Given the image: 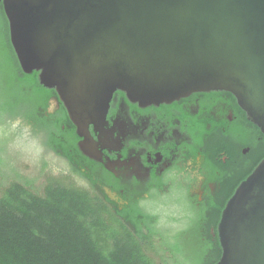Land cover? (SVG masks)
Here are the masks:
<instances>
[{
  "label": "water",
  "instance_id": "obj_1",
  "mask_svg": "<svg viewBox=\"0 0 264 264\" xmlns=\"http://www.w3.org/2000/svg\"><path fill=\"white\" fill-rule=\"evenodd\" d=\"M23 72L55 90L80 136L115 90L140 105L230 92L264 134V0H0ZM214 264H264V157L217 223Z\"/></svg>",
  "mask_w": 264,
  "mask_h": 264
},
{
  "label": "flooded vegetation",
  "instance_id": "obj_2",
  "mask_svg": "<svg viewBox=\"0 0 264 264\" xmlns=\"http://www.w3.org/2000/svg\"><path fill=\"white\" fill-rule=\"evenodd\" d=\"M52 90L35 112L42 122L33 120L59 143L51 147L75 177L71 186L89 192L97 215H114L132 231L135 224L144 234L155 230L142 241L155 264L174 261L165 242L186 228V219L176 220L181 216L203 215L213 233V216L221 215L264 151V134L224 90L150 105L115 90L104 121L89 124L88 136L78 134ZM27 186L33 191L32 182ZM211 257L205 253L203 261Z\"/></svg>",
  "mask_w": 264,
  "mask_h": 264
},
{
  "label": "trees",
  "instance_id": "obj_3",
  "mask_svg": "<svg viewBox=\"0 0 264 264\" xmlns=\"http://www.w3.org/2000/svg\"><path fill=\"white\" fill-rule=\"evenodd\" d=\"M52 93L39 83L37 71H22L0 3V120L24 109L27 117L37 121V107L44 106ZM48 143L59 144L51 139ZM4 145L0 140V153ZM263 157L264 151L260 160ZM29 183L13 180L0 193V264H155L142 247L155 230L144 234L135 224L132 231L114 215H97L92 197L83 188L49 181L39 194L28 188ZM202 217L176 219H186V228L172 234V242H165L174 259L171 264H179L177 255L183 264H214L219 259L220 215L212 218V234ZM187 240L194 245L187 247ZM209 252L212 260L204 262Z\"/></svg>",
  "mask_w": 264,
  "mask_h": 264
},
{
  "label": "rangeland",
  "instance_id": "obj_4",
  "mask_svg": "<svg viewBox=\"0 0 264 264\" xmlns=\"http://www.w3.org/2000/svg\"><path fill=\"white\" fill-rule=\"evenodd\" d=\"M0 140L5 141L0 153V193L13 180H30L39 194L49 181L68 186L75 180L67 163L48 143L44 127L27 117L24 109L0 120ZM187 241V247L194 245Z\"/></svg>",
  "mask_w": 264,
  "mask_h": 264
}]
</instances>
